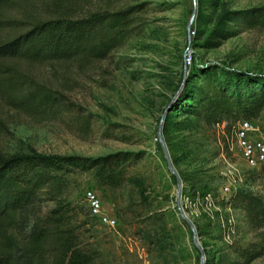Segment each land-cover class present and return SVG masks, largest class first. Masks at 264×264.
I'll return each mask as SVG.
<instances>
[{"label": "rangeland", "instance_id": "rangeland-1", "mask_svg": "<svg viewBox=\"0 0 264 264\" xmlns=\"http://www.w3.org/2000/svg\"><path fill=\"white\" fill-rule=\"evenodd\" d=\"M73 1L79 16L139 5V28L102 61L22 65L33 86L51 88L64 106L57 113L34 114L15 109L0 95V153L137 154L127 175L144 181V196L126 182L98 187L89 175L75 174L68 183L67 197L79 210L80 243L100 251V264H264V228L251 227L243 203L222 192L226 175L234 176L239 189L264 200V164L246 166L234 144L233 121L224 128L207 125L180 105L165 112L202 85L200 69L207 66L217 68L232 88H264V28L240 23L264 0ZM251 121L262 131L264 111ZM160 124L182 185L180 207L195 226L203 257L176 204L177 181L158 139ZM85 189L116 215V229L90 215ZM53 206L41 203L40 215Z\"/></svg>", "mask_w": 264, "mask_h": 264}, {"label": "trees", "instance_id": "trees-1", "mask_svg": "<svg viewBox=\"0 0 264 264\" xmlns=\"http://www.w3.org/2000/svg\"><path fill=\"white\" fill-rule=\"evenodd\" d=\"M74 9L73 0H0V95L15 109L57 113L64 106L51 88L33 86L22 65L102 61L136 32L143 11L137 5L79 16ZM221 20L227 28L229 19ZM240 23L246 29L264 28V5L243 14ZM200 70L202 85L176 99L171 110L180 105L207 125L259 118L263 87L238 90L225 84L214 66ZM136 156L0 153V264H100V251L80 243L79 210L67 197L68 183L75 174L89 175L98 187L119 188L126 182L144 196V181L127 175ZM236 197L250 226L264 228L263 198L242 189ZM43 202L54 204L45 216L39 211Z\"/></svg>", "mask_w": 264, "mask_h": 264}, {"label": "built area", "instance_id": "built-area-1", "mask_svg": "<svg viewBox=\"0 0 264 264\" xmlns=\"http://www.w3.org/2000/svg\"><path fill=\"white\" fill-rule=\"evenodd\" d=\"M221 128L226 122L218 124ZM234 144L239 155L249 168H255L264 164V136L260 128L251 120H241L233 126ZM157 141V139H155ZM226 182L222 187L224 195L234 198L239 190L237 178L226 175ZM84 198L87 201L90 215L100 224L109 229H116L118 220L112 211L103 207L100 197L91 189L84 190Z\"/></svg>", "mask_w": 264, "mask_h": 264}, {"label": "water", "instance_id": "water-1", "mask_svg": "<svg viewBox=\"0 0 264 264\" xmlns=\"http://www.w3.org/2000/svg\"><path fill=\"white\" fill-rule=\"evenodd\" d=\"M192 1H193V4L195 5V2H194L195 0H192ZM195 10H196V9H195V7H194L193 12H192V14H191L190 21H189V25H191L192 22H193V18H194V16H195ZM188 38H189V40H190V38H191V34H190L189 32H188ZM183 82H184V80H183ZM183 82H182V84H181V86H180V88H179L178 93L181 91V88H182ZM178 93L175 94L174 98L177 96ZM170 104H171V103H170ZM170 107H171V105H169V106L167 107V109L165 110V112H168V111L170 110ZM161 125H162V124H160V128L158 129V139H159V141H160V143H161V145H162V148H163V152H164V155H165V158H166V161H167V167H168L169 171L174 175V177H175V179H176V181H177L176 204H177L178 209H179V211H180L181 217L186 221V223L189 225V227H190V229H191V232H192V240H193L194 245H195L196 248L201 252V255H202V257H203V252H202L201 244H200V242H199V240H198V236H197V232H196L195 226H194V224L191 222V220H190L188 217H186V215L184 214L182 208L180 207V189H181L182 185H181V182H180V180H179V178H178V176H177V172H176V170L174 169V167H173V165H172V163H171V161H170L168 151H167V149H166V147H165V145H164V142H163V139H162V134H161Z\"/></svg>", "mask_w": 264, "mask_h": 264}, {"label": "crops", "instance_id": "crops-1", "mask_svg": "<svg viewBox=\"0 0 264 264\" xmlns=\"http://www.w3.org/2000/svg\"><path fill=\"white\" fill-rule=\"evenodd\" d=\"M102 204H103V202H102Z\"/></svg>", "mask_w": 264, "mask_h": 264}]
</instances>
